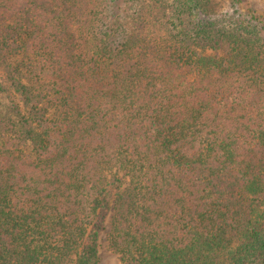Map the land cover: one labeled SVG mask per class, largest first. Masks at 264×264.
Segmentation results:
<instances>
[{"label":"trees","instance_id":"1","mask_svg":"<svg viewBox=\"0 0 264 264\" xmlns=\"http://www.w3.org/2000/svg\"><path fill=\"white\" fill-rule=\"evenodd\" d=\"M227 1L0 0V264H264V18Z\"/></svg>","mask_w":264,"mask_h":264},{"label":"rangeland","instance_id":"2","mask_svg":"<svg viewBox=\"0 0 264 264\" xmlns=\"http://www.w3.org/2000/svg\"><path fill=\"white\" fill-rule=\"evenodd\" d=\"M215 2L217 3L218 11H225L228 7L227 0H215ZM242 6L254 10L257 15L264 18V0H242ZM2 79V72H0V80ZM6 102V99L0 97V103L4 104ZM99 264H129L121 259L120 254L115 253L108 248L106 234L102 237Z\"/></svg>","mask_w":264,"mask_h":264}]
</instances>
